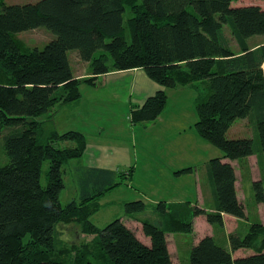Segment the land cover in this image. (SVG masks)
Here are the masks:
<instances>
[{"label": "trees", "instance_id": "obj_1", "mask_svg": "<svg viewBox=\"0 0 264 264\" xmlns=\"http://www.w3.org/2000/svg\"><path fill=\"white\" fill-rule=\"evenodd\" d=\"M237 1L0 0V264H264L259 219L222 238L204 234L177 262L168 249V233L192 232L198 215L217 226L223 225V213L249 220L237 194L234 162L244 168L251 155L259 165L264 160V41H248L264 34V6ZM41 26L53 33L42 47L17 37ZM72 50L89 63V75L74 74ZM132 68L161 86L131 105L132 122L160 115L167 103L163 87L189 86L196 92V133L222 151L204 163L209 207L189 200L154 202L157 223L140 220L148 243L121 217L103 227L90 219L106 191L131 180L133 166L76 165L77 193L62 203L63 164L82 156L85 135L78 130L48 133L39 120L52 106L77 101L80 83L94 85L100 74ZM238 118L248 120L250 136H228ZM61 140L70 143L54 145ZM261 175L250 181L256 203H264V168ZM145 207L141 198L124 202L127 214ZM70 223L89 239L67 244L59 225ZM239 249L249 251L234 255Z\"/></svg>", "mask_w": 264, "mask_h": 264}, {"label": "rangeland", "instance_id": "obj_2", "mask_svg": "<svg viewBox=\"0 0 264 264\" xmlns=\"http://www.w3.org/2000/svg\"><path fill=\"white\" fill-rule=\"evenodd\" d=\"M16 1L22 2L27 0ZM236 3L264 6V0H238ZM224 32L229 38V42L237 49L234 39L231 37L229 29L226 26L224 27ZM52 36L53 33L42 26L17 33V37L24 41L26 45L37 47L44 46ZM248 41L251 44L262 42L264 41V34L251 36ZM73 53L76 52L74 50L69 51L68 56L71 66L74 69V74H77L79 78L87 76L90 69L89 63L83 60L79 61L76 58L77 56H74ZM106 81L107 80L104 78H99L97 82L95 80L94 85H89L86 82L80 83V97L82 96L81 112H79V108L77 107L73 112H69L68 106L62 110L63 104H56L50 108L49 112L39 118V120L44 123L43 127L45 132L48 133L52 130H56L59 134H64L66 131L74 130L68 129L70 128L68 126L72 125L75 126L77 130L82 128V130L87 133L93 132L94 130L99 133L101 132L100 135L96 136L99 140L107 141L110 139L111 141L114 140L112 141L114 143H124L129 147V149L127 148L128 153L126 155L122 151L114 155H118V159H115L116 164L114 169L125 170L132 165L134 171L131 180L129 182L124 180L114 188L106 191L100 199L101 207L98 212L91 216V221L97 226L103 227L110 220L125 215V201L141 198L146 202V207L144 210L136 212L135 215L137 217L148 218L157 223L158 218L156 212L151 207V198H157L158 196L157 201L163 200V197L175 196V191L177 193L178 190L175 179L166 176L167 170L171 172L173 163L170 159H166V161L165 158L163 160L161 159L162 157H166L165 155H167L169 151L168 148L173 147L170 140H164L168 135L167 133L169 132V135H171L169 139H173L174 136L172 135H174L177 128H179L182 134H191L187 139L190 145H193L192 147L196 152L194 154L192 153L193 155L188 153V155L190 157H195L194 160L196 161H194V165L192 164L193 167H195L193 173L197 172L196 175L200 179L199 184L200 182L202 184V188L200 187L202 196L205 195L203 199L207 200L206 196L210 195V191L208 192V188H205L206 179L200 174L201 172L205 174L204 161L200 157L202 152L197 144L198 139L194 134L192 135V133L196 131L195 121L197 120V113L194 101L196 92L189 86L168 87V89L182 88L183 91L170 92V90H168L167 103L164 108L165 111L163 110L162 120H160V118H155L147 122H132L130 119V109L131 104L134 105L136 102L132 99L130 102V98L125 95V87L118 85L114 88L116 90L112 91L113 89H111V87L114 85L108 87ZM173 106H175L174 109ZM182 106L183 109L181 108ZM172 109L173 111H171ZM75 111L76 113L74 114ZM173 120H175L177 125L173 124ZM161 124L168 127L163 132L161 131ZM251 129L248 120L238 118L229 130L228 136L247 137L251 135ZM57 142L54 144L55 146H66L70 143V141L67 140H61L59 143ZM211 146L214 147L213 145ZM217 150L222 154L221 150L218 148ZM129 155L130 161L128 163ZM125 157L127 161L124 160ZM5 159L6 156L3 157V160ZM78 159L79 158H73L63 164L65 186L60 192V201L62 203L67 202L77 193V178L75 167L73 166L83 164L84 158ZM152 163L158 165L156 169L150 166ZM262 164L263 165H259L256 155L247 157L244 168H241L237 162H234L237 173V180L235 182L237 194L240 199L246 203L249 220L225 216L222 226H210L202 219L193 224V230L190 233L179 231L178 233L168 234V249L173 261L176 260L177 251H184L187 246H191V241L194 237L200 238L204 234L213 233L217 238H222L227 236V231L229 233L237 227L244 230L253 219H259L264 223V203L255 202L253 188L250 183L251 180L260 179L262 177L261 171L264 168V160ZM47 167L48 161L44 160L41 167V182L43 184L46 180ZM177 168L179 167H176V170ZM192 181L194 182V175L192 176ZM143 188L150 191L155 188V190L151 192L150 195H147V197H139L143 193ZM188 195H190V193ZM177 197L182 200H187L181 195H177ZM189 199H191V197H189ZM209 202H211V200H209ZM127 220L129 221V219ZM129 224L130 227L139 234L142 240L147 238L142 234L141 223L138 222V220H130ZM59 229L61 230L62 238L67 244L79 243L88 240L90 237L85 235L80 230L79 225L76 224H60ZM248 251L249 249H241L237 252L242 255L246 254ZM179 254L180 256L183 255L182 252H179Z\"/></svg>", "mask_w": 264, "mask_h": 264}, {"label": "crops", "instance_id": "obj_3", "mask_svg": "<svg viewBox=\"0 0 264 264\" xmlns=\"http://www.w3.org/2000/svg\"><path fill=\"white\" fill-rule=\"evenodd\" d=\"M11 1H16V0H11ZM87 75H89V74H87ZM76 76H78V75L76 74ZM99 78H104L105 80H107L106 83H107L108 87L111 85H114L113 87H111V89H113L112 91L116 90L114 88H115V86H118V85L125 87V90H126L125 95L130 98V102L132 99L134 102H136V104H140L148 95L152 94L153 92H155L156 90L161 88V86L159 84H157L156 82L151 80L145 74V72L140 68L110 71V72H107L104 74H100L97 76L96 82ZM163 89L167 93V96H168V90H170V92H174V91L182 92L183 91L182 88L168 89V87H163ZM81 102H82V96L75 102L63 104L62 110L65 109L66 106H68L67 108H68L69 112H73L76 107L79 108V112H81L80 111V108L82 106ZM175 106H173V109L175 108ZM181 108L183 109V106ZM173 109L171 111H173ZM164 111H162L157 118H160V120H162V116H163ZM75 113H76V111L74 112V114ZM172 122H173V124L177 125L175 120H173ZM68 127H70L68 129L77 130V128H75V126L71 125ZM167 128L168 127L166 125L161 124V129H162L161 131L162 132L165 131ZM78 131L83 132V134L86 137V148L84 150V153L82 154V157L78 159V160H80V159L84 158L83 164H85V165H96V166H100V167H107V168L114 169L115 164H116L115 159H118V155H116V156H114V155L118 154L119 151H122L125 155L128 153L127 148L129 149V147H127L126 144H124V143H114V142H112L114 140L111 141L110 139L107 141L97 139L96 136L100 135L101 132L99 133L96 130H94L93 132L87 133L86 131H83L82 128ZM167 134L168 135L164 140H170L173 147H171V148L169 147L168 148L169 151H168L167 155H165L166 157H162L161 159L163 160L165 158V161H166V159H170L171 162L173 163L171 172H170V170H167L166 176L172 177L173 179H175L176 184H177L176 186L178 187V190H177V193L175 191V196L163 197V200L180 201L182 199H179L177 197V195H181L189 201H192V202L197 201L199 204H205L207 207H209V205H210L208 202L209 196H206V198H207V202H206L203 199L205 195L202 196V190H201L202 184H201V182L199 184L200 179L196 175L197 172L196 173L189 172V173H184V174H180V175H176L174 173V171L176 170V167H179L177 169H180V168L187 167V166H193L194 161H196V160H194L195 157H190L188 155V153L194 154L196 152L192 147L193 145H190V143L188 142V139H187L188 136H190L191 134H185V133L182 134L180 132L179 128H177L174 132V135H172V136H174L173 139H169V137L171 136V135H169V132ZM193 134L198 139V140L196 139L197 144L199 145L200 151L202 152L200 157L204 161V163H206V161L211 157L222 155L217 150L216 147H212L211 145H209L210 143L208 144L207 141H205L201 137H199V135H197L196 131H194L192 133V135ZM112 139H114V138H112ZM196 158H198V157H196ZM124 160L127 161V158L125 157ZM129 161H130V155H129V160L127 162L129 163ZM144 163H146V162H144ZM160 164H162V163H160ZM77 165H82V164H77ZM75 166H73V167H75ZM150 166H152L156 169L158 165H155L154 163H152V164H150ZM200 174L203 175V177L206 179L205 188L206 189L209 188L208 187L209 185L207 184L206 175L203 174L202 172ZM193 175H194V182L192 181ZM154 190H155V188L151 189V191L143 188V193L139 197H147V195H150V193L153 192ZM208 192H209V189H208ZM154 193H158V192H154ZM189 193H190V195H188ZM189 197H191V199H189ZM151 199H152L151 200L152 201L151 207L153 208V203L157 201L158 196H157V198H151ZM156 216H157V214H156ZM225 216L229 217L231 215L223 213V219H225ZM231 217H234V216H231ZM121 218L129 226H130V224H129L130 220L131 221H137L138 220V222H140V220L142 219V217H137L135 215V213L134 214L125 213V215L121 216ZM157 218H158V216H157ZM235 218H237V217H235ZM127 219H129V221ZM202 219H203V221H205L207 224H209L211 226V224L206 221L204 215L196 216L194 218L193 223L195 224L196 222H198ZM168 234H171V233H168ZM209 234H213V233H209ZM226 234H228V231L226 232ZM138 236H139V234H138ZM197 239H198L197 237L196 238L194 237L191 242L193 243ZM143 241L148 243V241H149L148 237ZM188 249H189V246H187L186 249H184V251H177L176 260L174 262H177L181 259L187 258ZM240 250L241 249H239L237 251H240ZM237 251H234V255H241ZM179 252H182V254H183V255H181L182 257L180 256Z\"/></svg>", "mask_w": 264, "mask_h": 264}]
</instances>
